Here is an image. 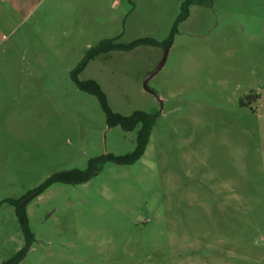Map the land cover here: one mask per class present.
Returning a JSON list of instances; mask_svg holds the SVG:
<instances>
[{"label":"rangeland","instance_id":"obj_1","mask_svg":"<svg viewBox=\"0 0 264 264\" xmlns=\"http://www.w3.org/2000/svg\"><path fill=\"white\" fill-rule=\"evenodd\" d=\"M108 38L127 47L76 73ZM75 76L96 79L114 112L145 111L155 124L135 161L38 191L138 143L141 125L111 126ZM9 198L34 232L26 252ZM9 261L264 264V0H0V264Z\"/></svg>","mask_w":264,"mask_h":264},{"label":"trees","instance_id":"obj_2","mask_svg":"<svg viewBox=\"0 0 264 264\" xmlns=\"http://www.w3.org/2000/svg\"><path fill=\"white\" fill-rule=\"evenodd\" d=\"M183 16L185 17L186 14ZM140 42H141L140 40H137L133 42V44H131L130 46L137 45ZM151 43H158V42L152 41ZM117 47L125 48L127 46L124 44H116L114 42V38L101 40L96 46H92L88 50L87 55H85V57L81 60L76 70V73L84 69V67L89 62V60L92 59L96 54ZM75 80L77 81L78 85L81 88L88 90L98 96L106 112L108 123L111 126L122 125L127 129H135L136 127L141 125L138 132L139 133L138 143L136 149L132 153H127L124 155L106 154L103 156H98L90 160L89 165L86 169L75 168V169L57 172L52 177H50V179L44 185H42L38 189V191L44 190L45 187H47V185H49V183H51L53 180H60L70 183H80L87 181L90 178H92L102 168L103 163L106 162L107 160H113L115 162H121V163L133 162L144 153L148 145L150 135L152 133V129L155 124L154 115L145 111H135L133 114L130 115H125L120 112H114L108 102V98L105 91L103 90L102 86L96 79L82 80L77 76H75ZM28 195L30 196L31 193H29ZM8 201H10L12 204H15L17 208L18 218L27 238V244L24 250V252H26L29 246L32 245V242L35 240L34 232L32 231L29 225V218L26 211V207L25 205L21 204L22 201L21 199L9 198ZM4 264H13V263L9 261Z\"/></svg>","mask_w":264,"mask_h":264},{"label":"water","instance_id":"obj_3","mask_svg":"<svg viewBox=\"0 0 264 264\" xmlns=\"http://www.w3.org/2000/svg\"><path fill=\"white\" fill-rule=\"evenodd\" d=\"M167 52H168V47H167V49H166V53H165V56H164V58H163V60L161 61V63H160V65L156 68V70L154 71V72H152L149 76H148V78L145 80V86H147V80L149 79V77L151 76V75H153L163 64H164V61H165V59H166V56H167Z\"/></svg>","mask_w":264,"mask_h":264}]
</instances>
